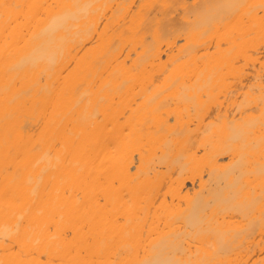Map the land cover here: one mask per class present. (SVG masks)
<instances>
[{
    "label": "bare ground",
    "instance_id": "6f19581e",
    "mask_svg": "<svg viewBox=\"0 0 264 264\" xmlns=\"http://www.w3.org/2000/svg\"><path fill=\"white\" fill-rule=\"evenodd\" d=\"M0 264H264V0H0Z\"/></svg>",
    "mask_w": 264,
    "mask_h": 264
}]
</instances>
